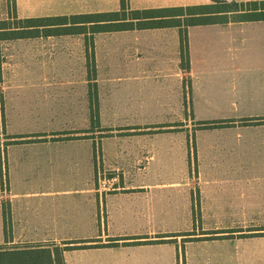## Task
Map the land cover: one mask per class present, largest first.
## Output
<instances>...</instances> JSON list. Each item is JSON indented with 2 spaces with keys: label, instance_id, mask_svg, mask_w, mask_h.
<instances>
[{
  "label": "crops",
  "instance_id": "1",
  "mask_svg": "<svg viewBox=\"0 0 264 264\" xmlns=\"http://www.w3.org/2000/svg\"><path fill=\"white\" fill-rule=\"evenodd\" d=\"M210 1L127 0L130 9L176 8ZM89 12L99 11L76 13ZM29 16L38 15L23 17ZM119 31L127 33L126 50L135 51L119 63L126 72L125 104L143 108L153 102L174 112L186 106L196 122L233 119L235 123L199 126L194 132L195 152L188 148L186 137L176 139L172 175L168 169H149L148 177H156L152 183L160 186L152 193L148 178L143 182L136 179L134 185L125 178L119 190L105 194L103 201L91 184L93 138L68 140L69 163L64 168L54 165L52 151L19 154L12 165L7 198H3L0 178V245L77 241L83 247L65 249L64 264H181V249L184 264H264V122L240 121L264 117V19L189 25L187 69L181 66L177 27ZM100 33L92 36L95 82L102 104ZM84 68L87 86L86 57ZM116 82L112 81L114 87ZM71 85L66 91L73 97V106L79 105L87 114L88 90L78 101L79 94ZM79 160L81 165L75 163ZM168 176L173 178L175 200L167 215L188 229L182 246L176 238L150 237L155 228H145L166 216L162 187L168 184L164 179ZM3 200L10 204L7 225L11 234L7 239ZM126 236L132 238H122ZM101 239L112 244L98 245Z\"/></svg>",
  "mask_w": 264,
  "mask_h": 264
},
{
  "label": "rangeland",
  "instance_id": "2",
  "mask_svg": "<svg viewBox=\"0 0 264 264\" xmlns=\"http://www.w3.org/2000/svg\"><path fill=\"white\" fill-rule=\"evenodd\" d=\"M118 9V0H0V19L14 13L23 17L26 14L40 16ZM239 18L229 15L231 20ZM125 34L121 31H107L98 35L102 104L97 84V121L90 119V104L86 114L79 105L73 106V97L68 96L66 91L69 89L67 85L72 84L79 94L77 100L80 101L84 99L82 92L89 90V81L87 86L84 83L86 68L81 34L0 41V178L3 198H7L16 156L44 155L52 151L54 165L59 168L68 167L66 153L69 151L66 144L70 139H94L92 148L95 150V158L92 161L91 184L94 192L102 196V201L105 194L119 190L125 178L132 185L136 179L140 178L143 182L148 178L150 193L159 188L152 183L156 177H148L149 169H168L167 172L172 175L176 154L174 142L178 138L186 137L188 148L195 152L194 132L200 125L192 120L186 106L181 112H174L169 107H166L167 110L158 108L153 102L143 108L125 104L128 91L126 72L124 65L119 63L135 55V51L126 50L128 38ZM114 80H117L115 87L112 83ZM147 99L150 101L151 97ZM75 163L81 165L80 160ZM125 174L130 177H125ZM164 179L168 181L162 187L165 192L163 202L166 216L155 223H147L145 228H155L150 237H160V240L176 238L182 246L188 239L187 225L174 223L171 216L167 215V210L172 209L175 200L174 185L171 182L172 176ZM185 180L188 183L189 178ZM185 197L186 202L187 193ZM128 237L131 236L122 238ZM97 244L108 243L101 239ZM180 253L181 264H184L182 249Z\"/></svg>",
  "mask_w": 264,
  "mask_h": 264
},
{
  "label": "trees",
  "instance_id": "3",
  "mask_svg": "<svg viewBox=\"0 0 264 264\" xmlns=\"http://www.w3.org/2000/svg\"><path fill=\"white\" fill-rule=\"evenodd\" d=\"M229 15L240 16V18L231 20L229 19ZM219 16L221 18L217 19ZM256 19H264V0H247L245 2L237 0H211L205 4L186 5L176 8L146 9H130L127 0H119L118 10L29 17H19L16 13L10 14L6 18L0 19V41L38 36L84 35L87 79L89 81L90 119L97 121L98 109L95 93L96 71L93 33L175 26L178 28L180 38L181 66L183 69H187L189 66L187 27L189 25ZM240 121L243 124L263 123L264 117L242 118ZM197 123L201 127L210 128L233 125L235 120H204ZM93 154L95 158V150ZM9 215V201L3 200L2 216L4 219L5 239L10 237L11 234L10 224L7 225V217ZM64 243V245L54 243L27 246L0 245V264H64L62 253L65 249L83 247L77 244V241H67Z\"/></svg>",
  "mask_w": 264,
  "mask_h": 264
}]
</instances>
